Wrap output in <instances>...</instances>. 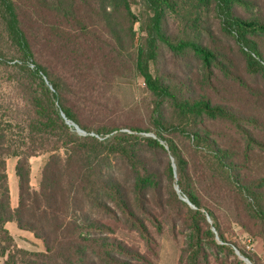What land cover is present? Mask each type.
Here are the masks:
<instances>
[{"label": "trees", "instance_id": "obj_1", "mask_svg": "<svg viewBox=\"0 0 264 264\" xmlns=\"http://www.w3.org/2000/svg\"><path fill=\"white\" fill-rule=\"evenodd\" d=\"M51 46L94 57L62 71L63 56L44 54ZM129 73L152 96L147 127L64 93L73 83L95 94ZM45 154L34 188L31 159ZM9 222L45 250L20 247ZM166 226L182 236L179 264H245L239 254L264 264L228 238L239 226L264 240V0H0L4 264H149L119 233L150 245Z\"/></svg>", "mask_w": 264, "mask_h": 264}, {"label": "rangeland", "instance_id": "obj_2", "mask_svg": "<svg viewBox=\"0 0 264 264\" xmlns=\"http://www.w3.org/2000/svg\"><path fill=\"white\" fill-rule=\"evenodd\" d=\"M133 10L139 14L140 5H134ZM54 18L51 17V21ZM123 25L127 28V30L133 27L134 31L139 33V24H131L130 22L123 20ZM133 25V26H132ZM137 40V39H136ZM4 54L7 57L16 56L14 52L8 50L7 48L4 50ZM46 56H49L51 62H57L54 57L63 56L64 62H60L59 67L62 71H67L73 63L77 61H81L82 59L86 60V63H89L90 60L94 57V53L90 52L88 49H75L66 46H58L53 47L51 49H46L44 52ZM34 67V65H31ZM96 69L99 67L95 66ZM108 73V72H106ZM108 81L97 83L96 87L100 88L97 93L91 92V90H87L84 86L81 85H73L71 83L69 90L64 91L67 97H70L73 103H77L78 105L82 104L85 108L86 105L89 104V100H96L104 105L109 111L108 113L117 112L118 117L120 119V124H135L141 127H147L149 124V113L152 111V96L146 90V86L143 82L142 77L135 75L134 73H129L128 76L125 77H116L112 76L107 77ZM50 86V85H49ZM69 86V85H68ZM52 89V87L50 86ZM102 112L105 113V109L100 107ZM107 114V113H106ZM66 122L68 119L64 114H62ZM67 124L72 128L80 136H85L88 133L82 130L77 124L71 122ZM78 127L80 130H78ZM123 131L129 132V129H123ZM91 135H94L93 133ZM142 136H152L155 137L154 134L151 133H140ZM49 158L48 154L41 155L38 157H33L31 159L32 165V185L34 188H38L42 169ZM16 163L15 158H10L8 161L10 172L13 171L14 165ZM174 167L176 170L175 163ZM164 169V168H163ZM177 178V175H176ZM165 185L169 186V180L164 176ZM174 189L177 193L180 194V198L183 199L184 196L181 195L180 189L177 185L174 186ZM152 234L155 238V241L150 245H147L145 241L138 235L136 232H130L126 230H122L119 233L124 240H126L133 247L138 248L141 252H143L146 257L150 260L149 264H179L181 249L183 245V239L181 235H175L172 233L170 228L166 226V228L159 232L156 229L152 228ZM229 240L238 242L240 246L246 248L247 251L252 252L258 255L261 259H264V240L261 237L252 238L248 233H246L241 227H235V236H228ZM24 245H26L27 249L44 251V245L42 241L39 239H33L32 241L29 239L23 240ZM238 252V251H237ZM241 260L245 262V264H251L245 257L239 254Z\"/></svg>", "mask_w": 264, "mask_h": 264}, {"label": "crops", "instance_id": "obj_3", "mask_svg": "<svg viewBox=\"0 0 264 264\" xmlns=\"http://www.w3.org/2000/svg\"><path fill=\"white\" fill-rule=\"evenodd\" d=\"M15 165L13 171L10 172L9 164H8V175H9L10 187H11V202L13 207H16L18 204V180L15 174ZM6 228L13 235V237L15 238V240L17 241L20 247L27 249L26 245H24L23 243V240L25 238L31 241L33 239H36L31 232L21 230L14 222L7 223ZM0 264H4V259L2 257H0Z\"/></svg>", "mask_w": 264, "mask_h": 264}, {"label": "water", "instance_id": "obj_4", "mask_svg": "<svg viewBox=\"0 0 264 264\" xmlns=\"http://www.w3.org/2000/svg\"><path fill=\"white\" fill-rule=\"evenodd\" d=\"M67 122H68V123H70V121H69V120H68ZM76 128H77L78 130H80L78 127H76ZM188 203H190V202L188 201Z\"/></svg>", "mask_w": 264, "mask_h": 264}]
</instances>
